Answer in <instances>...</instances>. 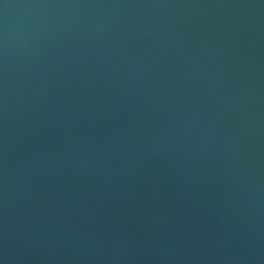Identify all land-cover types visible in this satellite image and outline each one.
I'll return each instance as SVG.
<instances>
[{"label": "water", "instance_id": "obj_1", "mask_svg": "<svg viewBox=\"0 0 264 264\" xmlns=\"http://www.w3.org/2000/svg\"><path fill=\"white\" fill-rule=\"evenodd\" d=\"M0 264H264V0H0Z\"/></svg>", "mask_w": 264, "mask_h": 264}]
</instances>
